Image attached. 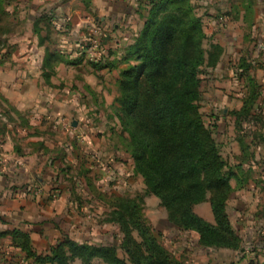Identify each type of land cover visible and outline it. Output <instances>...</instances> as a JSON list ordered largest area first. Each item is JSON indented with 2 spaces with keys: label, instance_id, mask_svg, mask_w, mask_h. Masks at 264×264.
Returning <instances> with one entry per match:
<instances>
[{
  "label": "rangeland",
  "instance_id": "obj_1",
  "mask_svg": "<svg viewBox=\"0 0 264 264\" xmlns=\"http://www.w3.org/2000/svg\"><path fill=\"white\" fill-rule=\"evenodd\" d=\"M87 1L92 5L90 10L85 6ZM138 3L135 0L131 5L133 18L128 19L136 29L144 21ZM194 4L203 18L207 45L215 43L217 36L211 34L217 32L214 26L218 22L211 26L210 18H217L213 17L217 14L216 0H194ZM5 9L7 15L0 22V120L10 121L7 116L10 113L13 137L24 148L19 152L23 157V153L34 148L43 149L38 144L32 146L30 137L33 139L35 134L42 138L44 168L37 176L44 178V182L35 189L40 198H61L65 208L62 213L60 207L65 222L54 229L50 239L46 235L34 237L38 252L46 253L64 235L79 242L120 246L121 232L108 220L107 209L112 199L123 195L141 198L142 213L157 239L183 264H264V143L242 151L239 140L242 129L248 134L264 122V98L263 110L257 112L262 120L256 122L258 126L245 122L237 130L232 112L242 101L243 96H237L242 84L219 83L217 67L205 69L201 75L204 119L208 125L214 124L215 137L220 143L228 142L222 146V155L229 165L243 163L236 169L239 178L231 180L234 191L227 207L241 246L238 249L202 246L195 232L179 229L169 222L159 199L146 194L142 177L134 172L133 160L125 150L126 134L122 133L116 117L119 71L95 70L91 65L110 56L112 32L107 29L112 16L101 0L94 3L93 0H9ZM42 16L50 17L51 24L54 22L49 27L47 23L41 24L43 36H48L44 46L38 44L34 32L35 20ZM112 20L118 26L116 36L121 41L127 34L121 31V26L125 27L128 21L118 16ZM60 44L71 55L77 49L80 61L57 66L49 85L41 71L44 48H57ZM97 71L110 85L103 84L104 98L95 95L89 83L92 80L96 85ZM98 83L102 84L99 80ZM3 96L14 97L6 103ZM15 108L21 115L13 111ZM244 139L245 143H251L249 135ZM252 157H257L258 163ZM194 209L204 219L214 221L209 200ZM11 247L7 242L0 244V264H25L22 254ZM118 252L124 256L121 248Z\"/></svg>",
  "mask_w": 264,
  "mask_h": 264
},
{
  "label": "trees",
  "instance_id": "obj_2",
  "mask_svg": "<svg viewBox=\"0 0 264 264\" xmlns=\"http://www.w3.org/2000/svg\"><path fill=\"white\" fill-rule=\"evenodd\" d=\"M8 2L0 0V22L7 15ZM138 2L144 24L123 58L127 66L120 70L116 100V117L126 134L125 150L133 160L134 172L143 179L146 194L159 199L170 223L195 232L202 246L238 249L241 238L227 207L234 191L231 180L239 178L236 169L243 163L229 165L215 137L216 127L206 123L201 111V75L217 66L223 48L213 42L207 45L203 18L194 0ZM85 6L91 9L89 1ZM51 21L48 16L35 20L34 32L41 46L48 37L43 36L41 24L49 27ZM61 63L77 62L67 61L55 46H45L41 71L47 84H52L51 77ZM244 68L248 71L249 66ZM261 100L262 93L250 82L242 107L232 112L237 130L245 122L262 121L257 113L262 109ZM13 111L21 115L17 109ZM240 135L242 151L253 146L245 143L249 133L242 129ZM260 137L263 139L262 134ZM140 199L122 195L110 201L108 220L121 232L120 246L79 242L64 235L43 253L34 247L30 233L20 228L0 232V241L10 237L25 264H183L157 239L142 213ZM206 200L213 222L194 209Z\"/></svg>",
  "mask_w": 264,
  "mask_h": 264
},
{
  "label": "crops",
  "instance_id": "obj_3",
  "mask_svg": "<svg viewBox=\"0 0 264 264\" xmlns=\"http://www.w3.org/2000/svg\"><path fill=\"white\" fill-rule=\"evenodd\" d=\"M98 1L93 0V3ZM134 1L101 0L103 7L109 12L108 15L112 16L111 21L108 23L109 28L106 27L108 28V32L111 31L112 33L109 35V59H103V61L96 60L94 64H91L96 68L95 70L102 68H107L108 70L113 69L114 71L118 70L120 75V70L127 66L123 58L134 44L135 38L138 36L144 24L143 21L139 29H136L132 23H129L128 19L133 18L134 11L130 12V7ZM216 2L217 14L213 17L217 18L214 20L211 17L210 20L211 26H214L218 22L217 26H214L217 27L215 28L217 32H212L211 35L217 36L215 43H218L223 48V53L216 66L219 69L217 80L223 84L231 83V81L233 83H239L240 85L242 84L243 89L237 96L242 95L243 98L235 110H239L242 107L244 97L250 88V82H253L257 85L259 92L262 93L260 104L263 110L264 0H216ZM106 4L109 5L106 6ZM123 11L125 12L121 14ZM117 16L128 21H126L125 27L121 26V31H124L125 34L127 33L121 41L119 40L120 37L116 36L118 26L116 24L113 25L112 20ZM101 20L103 21L105 18L102 17ZM57 49L61 55L66 56L65 59L67 61L79 63L77 49L72 55L70 50L66 49L64 45L60 44ZM231 54L233 55L232 58ZM67 57L69 58L67 59ZM231 61L233 66L231 65ZM247 66H249V69L245 71L244 67ZM95 79L97 80L96 85L95 81L92 82V80H89L91 89L95 95L104 98L105 90L103 91V84L108 83L109 85V82L106 81V77L98 75V71ZM98 80L102 84L99 85ZM224 87L226 86L224 85ZM3 97L10 103L9 99L12 100L14 96H9V99L5 96ZM226 98L227 96L225 95L224 99ZM7 116L10 121L1 122L0 120V124L2 123L0 125V232L13 228L28 231L31 235L33 245L36 247L34 237H37V235H46L50 239L49 236L65 222L62 218V213L65 208H63V200L61 198H40L41 195L39 196L37 189H35L44 182V178L37 176L44 168V163H42V155L44 154L42 138H39L35 134L32 135L34 137L33 139L30 137L32 146L38 144V146L43 148L42 150L34 148L31 152L23 153L24 157L21 156L20 153L23 152L22 150L24 148H21L14 140L10 113ZM254 125L258 126L256 123ZM254 129L249 132L250 142L253 146L258 147L264 143V122L259 128L255 127ZM252 132L256 134L255 137ZM260 134L263 135V139H261ZM222 142V146H226L228 143ZM45 192H48V190ZM57 234H59V230H57ZM3 242L11 245L10 237L4 238L0 241V244ZM11 248L21 255L19 249Z\"/></svg>",
  "mask_w": 264,
  "mask_h": 264
}]
</instances>
